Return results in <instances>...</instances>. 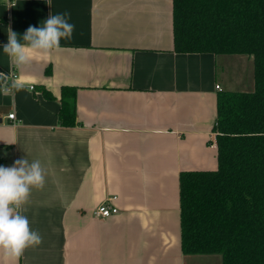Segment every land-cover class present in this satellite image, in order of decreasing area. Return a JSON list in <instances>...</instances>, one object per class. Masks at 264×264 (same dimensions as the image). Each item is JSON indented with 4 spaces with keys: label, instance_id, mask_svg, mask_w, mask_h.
Instances as JSON below:
<instances>
[{
    "label": "crops",
    "instance_id": "0c3cea01",
    "mask_svg": "<svg viewBox=\"0 0 264 264\" xmlns=\"http://www.w3.org/2000/svg\"><path fill=\"white\" fill-rule=\"evenodd\" d=\"M8 5L0 0V166L27 158L46 173L23 206L42 243L17 264H220L182 254L178 177L217 169V95L230 91L222 55L173 51L172 0ZM64 12L75 28L60 51L19 68L3 52L9 25L22 37ZM64 86L76 88L71 128L58 123ZM107 199L118 213L96 218Z\"/></svg>",
    "mask_w": 264,
    "mask_h": 264
},
{
    "label": "trees",
    "instance_id": "16d2710c",
    "mask_svg": "<svg viewBox=\"0 0 264 264\" xmlns=\"http://www.w3.org/2000/svg\"><path fill=\"white\" fill-rule=\"evenodd\" d=\"M172 28L175 53L247 56L253 77L217 95V169L179 173L182 254L264 264V0H172ZM59 97V125L75 127L76 88Z\"/></svg>",
    "mask_w": 264,
    "mask_h": 264
},
{
    "label": "clouds",
    "instance_id": "9594fccd",
    "mask_svg": "<svg viewBox=\"0 0 264 264\" xmlns=\"http://www.w3.org/2000/svg\"><path fill=\"white\" fill-rule=\"evenodd\" d=\"M52 0H47L50 7ZM8 7V0H5ZM70 13L50 14L40 27L30 25L22 37L9 25L3 52L18 68L29 64L34 56L48 57L61 50L62 39L71 40L75 25L69 23ZM7 94L10 89H3ZM45 169L39 160L31 163L18 159L11 167L0 166V260L3 264H17L26 248L42 243L37 231L30 229L23 206L31 189H43Z\"/></svg>",
    "mask_w": 264,
    "mask_h": 264
},
{
    "label": "rangeland",
    "instance_id": "374dc122",
    "mask_svg": "<svg viewBox=\"0 0 264 264\" xmlns=\"http://www.w3.org/2000/svg\"><path fill=\"white\" fill-rule=\"evenodd\" d=\"M240 57L243 61H240ZM247 56L239 55H222L218 60V67L220 72V78L225 80L226 88L233 92L251 91L253 88V77H252V62L248 64ZM225 61V63L223 62ZM251 61V60H250ZM226 77V78H225ZM206 257V256H205ZM206 262H200L195 260L196 263L200 264H217L218 259L209 260ZM211 262V263H210Z\"/></svg>",
    "mask_w": 264,
    "mask_h": 264
},
{
    "label": "built area",
    "instance_id": "2783aa9c",
    "mask_svg": "<svg viewBox=\"0 0 264 264\" xmlns=\"http://www.w3.org/2000/svg\"><path fill=\"white\" fill-rule=\"evenodd\" d=\"M15 77H16L15 75L12 76V78ZM30 89H33V87H30ZM215 89L219 91L221 90V88L218 85L215 86ZM13 116H14L13 114H9L8 118L13 119ZM109 202L110 199H107L106 202H103L100 205H98L96 209L93 211V215L96 218H108L111 215L118 213V209L112 206Z\"/></svg>",
    "mask_w": 264,
    "mask_h": 264
}]
</instances>
